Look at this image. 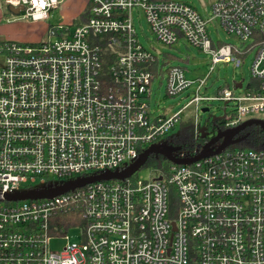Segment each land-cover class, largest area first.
Here are the masks:
<instances>
[{"label":"built area","instance_id":"obj_1","mask_svg":"<svg viewBox=\"0 0 264 264\" xmlns=\"http://www.w3.org/2000/svg\"><path fill=\"white\" fill-rule=\"evenodd\" d=\"M62 1L12 4L37 21ZM87 12L80 24L49 25L46 39L0 44V264H264V145L245 140L189 164L160 155L148 179L136 171L53 196L7 197L122 170L152 144L177 146L165 137L191 105L197 121L204 102L232 103L227 128L264 112V0H214L208 17L183 0H89ZM136 13L162 44L185 40L208 52L211 69L252 55L251 82L205 93L206 79L145 47ZM214 21L238 41L214 40ZM154 80L190 99L155 113ZM201 137L195 124L193 143L172 154H199ZM75 209L83 221L61 227L60 215ZM72 228L81 229L80 242ZM56 239L66 243L53 250Z\"/></svg>","mask_w":264,"mask_h":264},{"label":"rangeland","instance_id":"obj_2","mask_svg":"<svg viewBox=\"0 0 264 264\" xmlns=\"http://www.w3.org/2000/svg\"><path fill=\"white\" fill-rule=\"evenodd\" d=\"M69 1V0H67ZM193 5L198 9V11L204 16L208 17L211 11V6L214 0H183ZM13 0H1L0 1V14L3 15L0 17V23L11 25V27L16 30H37L42 31L44 28L43 23H35L30 17L26 16L24 12L20 15H6V7L5 4L12 3ZM63 1L60 3L58 8H55L51 16L47 19L46 22L51 24H57L60 22H68L70 17H67V14L63 12ZM136 15V28L139 33L140 41L145 45V47L154 50L157 53H160L161 60L164 58L163 53L169 58L172 64L184 66L186 69V73L190 78L200 77L202 79H206V87H203L205 93L209 95L216 94V91L219 88L230 87L233 89L234 80L243 81L246 86L252 80V75L250 71L251 64V56L245 58L244 62L240 66L234 65L226 62H219L214 65V69H211L213 66L212 56L208 52H204L196 46L189 44L185 40H180L177 43L168 46L162 44L157 40L156 36L150 30V27L147 23L145 16L141 13ZM211 29L213 31V39L218 40L221 38L225 41L237 42V38L231 37V39H226L227 33L219 26L217 21H214ZM8 36L6 33L0 32V41L6 40ZM47 34H43L41 39H46ZM18 42H28L31 39H7ZM40 40V39H39ZM154 49H153V48ZM4 56L0 55V65L4 63ZM167 81H159L154 80L152 83V95L150 97V105L151 108L155 111V113H166L171 114L174 111H177L179 108L183 107L186 102L190 99V96H187V92L185 91L181 95L170 96L166 91ZM232 103L228 107H226V102L223 100H213L210 102H204L199 111V117L196 121V113L194 105L187 107L183 113V122H189L193 126L195 124L199 125L200 131L205 130L208 132V136H213L216 133V128L214 126V120L219 117H223L228 109H230ZM208 109V110H204ZM257 117L264 118V112L259 114ZM249 118V117H248ZM181 123L179 122L176 127L171 129L165 137V142L171 141L172 143L178 146L180 144L189 145L193 143V133L188 143L184 142L185 140L182 138V130ZM194 132V131H193ZM245 146L248 144L246 142L243 143ZM233 146H239L234 143ZM259 146V145H257ZM138 176L143 179H148L151 176L156 174V168L143 166L137 172ZM65 179H62L64 182ZM58 182V181H56ZM68 234L72 241L80 242L82 240L81 229L80 228H72L69 230ZM66 243V240L56 239L52 240L51 248L53 250L61 249Z\"/></svg>","mask_w":264,"mask_h":264},{"label":"water","instance_id":"obj_3","mask_svg":"<svg viewBox=\"0 0 264 264\" xmlns=\"http://www.w3.org/2000/svg\"><path fill=\"white\" fill-rule=\"evenodd\" d=\"M24 8L25 7L22 4L14 5L12 3H7V9L13 15H20L21 12L24 10ZM241 84H242L241 82L234 81L233 86L240 87ZM204 110H208V109H204ZM254 125L260 127L261 130L264 132V118L261 117H251L244 120L237 126L227 128L224 130H217L216 134L213 135L207 142H205L202 151L193 157L177 158L172 154V152L174 150L180 149L181 148L180 146H172L165 143H156L146 148L142 153H140V155L137 157L135 161L130 163L127 167H125L122 170L89 175V176L66 181L53 188L39 190V191H23L12 195H8L7 197L10 199H23L28 197L53 196L56 194L66 192L71 189H75L76 187L83 186L89 182H93L96 180L112 179V178L124 179L133 175L136 171H138L141 167H143L146 161L148 160V158L150 157V155L152 154L163 155L167 159L178 164H185V163L189 164L194 161L200 160L203 157L219 153L223 151L226 147L230 146L231 144L238 143L244 140L247 137L248 133L243 134L242 136H238V135H240L248 127ZM206 135L207 132L203 130L202 137H205ZM219 141H220L219 145L217 146V148H215L213 145Z\"/></svg>","mask_w":264,"mask_h":264},{"label":"trees","instance_id":"obj_4","mask_svg":"<svg viewBox=\"0 0 264 264\" xmlns=\"http://www.w3.org/2000/svg\"><path fill=\"white\" fill-rule=\"evenodd\" d=\"M5 6H7L5 4ZM87 8L86 10L77 18H75L74 20V24H80L84 19H86L87 16ZM6 15H11V13L8 11L7 7H6ZM53 24H50V26H52ZM5 40H1V43H4ZM106 52V48L103 49V53ZM110 57L106 54V57H104V71L108 72V66L110 64ZM181 130H182V138L185 140L184 142L188 143L190 141V138L192 136L193 133V126L192 124L189 122L184 123L183 121H181ZM227 119L225 117V115L223 117H219L216 118L214 120V126L216 128V130H224L227 128ZM243 134H247V137L244 139L245 142L248 145L251 146H257V145H264V132L261 130L260 127L258 126H251L248 127L245 131L242 132ZM209 140V137H201L200 141L201 142H206ZM164 158H162L161 156L159 158L157 157H149L148 160L146 161L145 166L148 167H154L156 168V170L158 168L161 167L162 163H163ZM77 221H83L82 219V215L81 212L78 209H75L74 211H70L66 214H61L60 218H59V224L62 226H68L69 224L72 223H76Z\"/></svg>","mask_w":264,"mask_h":264},{"label":"crops","instance_id":"obj_5","mask_svg":"<svg viewBox=\"0 0 264 264\" xmlns=\"http://www.w3.org/2000/svg\"><path fill=\"white\" fill-rule=\"evenodd\" d=\"M1 1V0H0ZM88 1L89 0H63V12L67 14V17H70L68 22H71L75 20V18L79 17L87 8L88 6ZM3 16L0 14V17ZM47 20H37L35 23H43L44 28L42 31H37V30H30V31H25V30H14L11 25H6V24H1L0 23V32L6 33L8 36L7 39H14V40H19V39H31L28 42H36L41 40V36L43 34L47 33L48 27L51 23L46 22ZM6 39V40H7Z\"/></svg>","mask_w":264,"mask_h":264},{"label":"flooded vegetation","instance_id":"obj_6","mask_svg":"<svg viewBox=\"0 0 264 264\" xmlns=\"http://www.w3.org/2000/svg\"><path fill=\"white\" fill-rule=\"evenodd\" d=\"M216 134V133H215ZM243 135V133H241V135L240 136H242ZM219 143H220V141L219 142H217V143H215V145H219ZM150 157H157V158H159L160 157V155H157V154H152V155H150Z\"/></svg>","mask_w":264,"mask_h":264}]
</instances>
